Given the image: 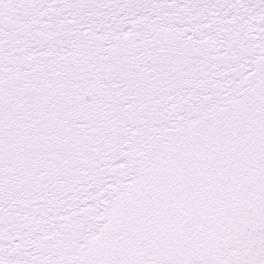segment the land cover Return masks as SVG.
Masks as SVG:
<instances>
[{
    "label": "snow or ice",
    "instance_id": "1",
    "mask_svg": "<svg viewBox=\"0 0 264 264\" xmlns=\"http://www.w3.org/2000/svg\"><path fill=\"white\" fill-rule=\"evenodd\" d=\"M0 264H264V0H0Z\"/></svg>",
    "mask_w": 264,
    "mask_h": 264
}]
</instances>
